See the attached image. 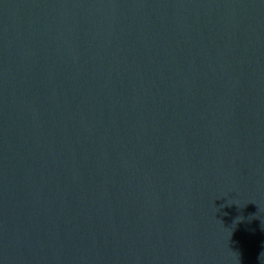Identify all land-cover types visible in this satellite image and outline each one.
<instances>
[{"label": "water", "instance_id": "obj_1", "mask_svg": "<svg viewBox=\"0 0 264 264\" xmlns=\"http://www.w3.org/2000/svg\"><path fill=\"white\" fill-rule=\"evenodd\" d=\"M264 0H0V264H262Z\"/></svg>", "mask_w": 264, "mask_h": 264}, {"label": "clouds", "instance_id": "obj_2", "mask_svg": "<svg viewBox=\"0 0 264 264\" xmlns=\"http://www.w3.org/2000/svg\"><path fill=\"white\" fill-rule=\"evenodd\" d=\"M260 260H261L262 264H264V253L261 254Z\"/></svg>", "mask_w": 264, "mask_h": 264}]
</instances>
